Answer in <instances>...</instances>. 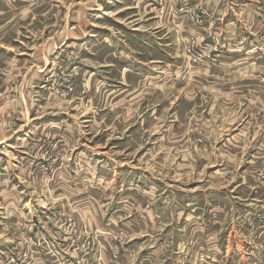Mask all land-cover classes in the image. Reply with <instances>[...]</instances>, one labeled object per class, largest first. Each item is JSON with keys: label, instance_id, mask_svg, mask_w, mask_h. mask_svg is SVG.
<instances>
[{"label": "rangeland", "instance_id": "rangeland-1", "mask_svg": "<svg viewBox=\"0 0 264 264\" xmlns=\"http://www.w3.org/2000/svg\"><path fill=\"white\" fill-rule=\"evenodd\" d=\"M107 1L0 0V264H82L83 236L211 217L228 264H264V60L199 64L211 41ZM203 3L181 7L196 28Z\"/></svg>", "mask_w": 264, "mask_h": 264}, {"label": "crops", "instance_id": "crops-1", "mask_svg": "<svg viewBox=\"0 0 264 264\" xmlns=\"http://www.w3.org/2000/svg\"><path fill=\"white\" fill-rule=\"evenodd\" d=\"M187 1L189 0H108L107 2L112 6L117 3L128 5L126 7L135 10L137 14L141 12L136 9L148 10L145 16L147 15L152 22L143 27L149 31L155 28L166 29L167 23L172 21L184 37H193L194 46L197 48H202L205 39L211 41L212 47L208 48L212 52L211 59L215 61H201L199 64H212L216 67L218 63L226 65L225 67L230 65L231 67L225 72L233 73L234 66L238 68V65H247L251 58L264 60V46L253 50L250 44L257 42L254 41L255 38L249 37L256 36L264 29V0H192L204 2L210 15L209 21L201 28L194 27L187 12L188 25L187 28L184 26L186 13L182 12L181 7ZM162 2L163 6H161ZM243 38L246 40L240 45L238 40ZM142 41L147 43L144 37ZM153 43H155L154 38L151 39L150 44ZM190 46L191 43L187 48ZM185 219L188 221L187 215ZM190 224L193 229L190 232L187 230L175 233V230H167L162 236H125L122 243L126 245L123 246L114 245L116 236H83L82 243L85 240L90 244L96 242V247L91 251L89 249L87 256L86 251H82V264H224V262L228 264V261L234 258L237 252L232 247L228 248V243L238 240L235 239L233 231L228 229L225 218L211 217L207 222L200 220V223L192 221ZM239 238L240 236H237V239ZM223 246L225 249L222 248Z\"/></svg>", "mask_w": 264, "mask_h": 264}, {"label": "built area", "instance_id": "built-area-1", "mask_svg": "<svg viewBox=\"0 0 264 264\" xmlns=\"http://www.w3.org/2000/svg\"><path fill=\"white\" fill-rule=\"evenodd\" d=\"M262 36L264 37V32L262 33ZM239 43H243V40H240L239 41ZM251 45H252V47H251ZM250 47L253 49V50H257V49H261L262 48V45L261 44H250ZM121 243H122V241H121ZM121 246H123V245H121Z\"/></svg>", "mask_w": 264, "mask_h": 264}]
</instances>
